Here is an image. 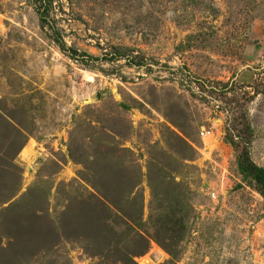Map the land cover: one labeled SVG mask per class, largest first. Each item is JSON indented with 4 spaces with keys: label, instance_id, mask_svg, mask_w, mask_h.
Masks as SVG:
<instances>
[{
    "label": "rangeland",
    "instance_id": "374dc122",
    "mask_svg": "<svg viewBox=\"0 0 264 264\" xmlns=\"http://www.w3.org/2000/svg\"><path fill=\"white\" fill-rule=\"evenodd\" d=\"M248 165L264 0L0 2V264H264Z\"/></svg>",
    "mask_w": 264,
    "mask_h": 264
},
{
    "label": "trees",
    "instance_id": "16d2710c",
    "mask_svg": "<svg viewBox=\"0 0 264 264\" xmlns=\"http://www.w3.org/2000/svg\"><path fill=\"white\" fill-rule=\"evenodd\" d=\"M48 1H51V0H48ZM247 170H248L249 174L252 176V178L256 181V183L259 186L264 187V170H262V169L260 170L259 168H256L254 165H248ZM103 194H105V193L101 194V196H102L101 199L103 198L105 200V201H103V203L107 202L108 204H112L115 207L116 205L112 201H109V199H107ZM92 208H94L100 214H103V215L107 214V216H105V217L109 216L108 210H106L105 206H102V204H100V203L92 204ZM116 208H117V206H116ZM126 218H130V220H132L131 217H129L123 213V215H121V221L126 220ZM29 226H30V224H26V225H24V228L27 229ZM131 226H132L131 228H134V229L137 228V230L140 229V226L137 224L131 225ZM47 237H50V234H47Z\"/></svg>",
    "mask_w": 264,
    "mask_h": 264
},
{
    "label": "built area",
    "instance_id": "2783aa9c",
    "mask_svg": "<svg viewBox=\"0 0 264 264\" xmlns=\"http://www.w3.org/2000/svg\"><path fill=\"white\" fill-rule=\"evenodd\" d=\"M213 134V127L211 126H202L200 128V135L202 137H207Z\"/></svg>",
    "mask_w": 264,
    "mask_h": 264
},
{
    "label": "crops",
    "instance_id": "0c3cea01",
    "mask_svg": "<svg viewBox=\"0 0 264 264\" xmlns=\"http://www.w3.org/2000/svg\"><path fill=\"white\" fill-rule=\"evenodd\" d=\"M2 0H0V2H1Z\"/></svg>",
    "mask_w": 264,
    "mask_h": 264
}]
</instances>
